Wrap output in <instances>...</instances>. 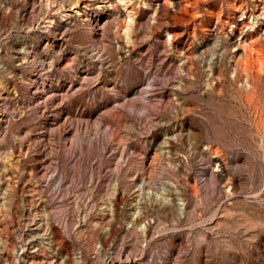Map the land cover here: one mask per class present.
<instances>
[{
    "label": "rangeland",
    "instance_id": "1",
    "mask_svg": "<svg viewBox=\"0 0 264 264\" xmlns=\"http://www.w3.org/2000/svg\"><path fill=\"white\" fill-rule=\"evenodd\" d=\"M249 44L264 0H0V264H264Z\"/></svg>",
    "mask_w": 264,
    "mask_h": 264
},
{
    "label": "bare ground",
    "instance_id": "2",
    "mask_svg": "<svg viewBox=\"0 0 264 264\" xmlns=\"http://www.w3.org/2000/svg\"><path fill=\"white\" fill-rule=\"evenodd\" d=\"M58 6V5H57ZM57 8H59V7H57ZM96 24V23H95ZM97 25V26H96ZM95 26L96 27H98L99 25L98 24H96ZM101 25V24H100ZM102 25H103V23H102ZM95 29V28H94ZM100 30V29H99ZM95 31H93V33H94ZM56 33V32H55ZM58 33V32H57ZM96 34V33H95ZM55 35V34H54ZM63 37H64V35L62 34V33H60L59 34V37H58V39H60V41L63 39ZM97 38V37H96ZM242 52H243V55H242V57H241V60H240V65L243 67V68H245V69H249V68H252V66L253 65H256L259 69H262L263 67H264V58L262 57V54L260 53V51H259V48L257 47V46H252V45H250L249 44V46L248 47H245V46H243V48H242ZM3 175V174H2ZM1 177V176H0ZM2 180V179H1ZM3 184H5V182H3ZM6 185V184H5ZM1 186V185H0ZM6 187L7 186H3V187H0V199H5V197H6V194L7 193H5V192H7L6 191ZM3 195H5V196H3ZM3 205V204H2ZM115 213V212H114ZM114 217H115V215H114ZM114 217H113V219H114ZM29 222H32V220L31 221H29ZM91 222L93 223V224H91ZM89 224H88V226L89 227H91L94 231V233H96L98 230H99V227H97V224H98V222L97 221H95V220H90L89 222H88ZM133 223H134V225H139L141 222L139 221V219L137 218V219H135L134 221H133ZM86 227V226H85ZM145 228H146V226L145 225H143V227L141 228V232H144L145 231ZM84 227L82 226V228L79 230L80 232V234H84L85 232H84ZM113 229V225H111V227H110V230H112ZM110 230L107 232V234H109L110 233ZM90 236H94L93 234H91ZM21 248H22V246H21ZM22 258V260L24 261L25 260V257H21ZM18 259V258H17ZM25 262V264H33L32 263V261H24ZM24 264V263H23ZM57 264H59V263H57ZM105 264H114L113 263V261L111 260V259H109V258H107L106 259V261H105Z\"/></svg>",
    "mask_w": 264,
    "mask_h": 264
}]
</instances>
